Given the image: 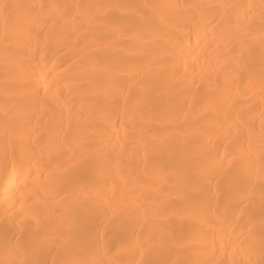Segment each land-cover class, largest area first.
<instances>
[{
    "label": "bare ground",
    "instance_id": "bare-ground-1",
    "mask_svg": "<svg viewBox=\"0 0 264 264\" xmlns=\"http://www.w3.org/2000/svg\"><path fill=\"white\" fill-rule=\"evenodd\" d=\"M0 264H264V0H0Z\"/></svg>",
    "mask_w": 264,
    "mask_h": 264
}]
</instances>
